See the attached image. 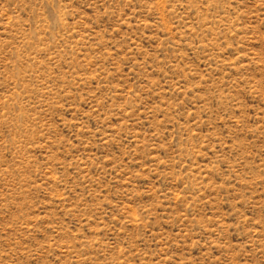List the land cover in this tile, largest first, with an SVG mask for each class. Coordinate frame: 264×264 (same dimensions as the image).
I'll list each match as a JSON object with an SVG mask.
<instances>
[{
    "label": "rangeland",
    "instance_id": "1",
    "mask_svg": "<svg viewBox=\"0 0 264 264\" xmlns=\"http://www.w3.org/2000/svg\"><path fill=\"white\" fill-rule=\"evenodd\" d=\"M0 264H264V0H0Z\"/></svg>",
    "mask_w": 264,
    "mask_h": 264
}]
</instances>
